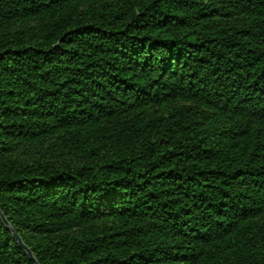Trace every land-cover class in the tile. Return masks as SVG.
<instances>
[{
    "label": "trees",
    "instance_id": "16d2710c",
    "mask_svg": "<svg viewBox=\"0 0 264 264\" xmlns=\"http://www.w3.org/2000/svg\"><path fill=\"white\" fill-rule=\"evenodd\" d=\"M0 211L38 264H264V0H0Z\"/></svg>",
    "mask_w": 264,
    "mask_h": 264
},
{
    "label": "water",
    "instance_id": "95a60500",
    "mask_svg": "<svg viewBox=\"0 0 264 264\" xmlns=\"http://www.w3.org/2000/svg\"><path fill=\"white\" fill-rule=\"evenodd\" d=\"M0 219L6 225V227L12 232L13 238L17 242L20 249L23 250L27 254L28 258L31 260V262L33 264H38L37 261L35 260V258L33 257L31 251L23 244L21 238L19 236H17L16 233L14 232V230L8 225L4 216L1 214V211H0Z\"/></svg>",
    "mask_w": 264,
    "mask_h": 264
}]
</instances>
